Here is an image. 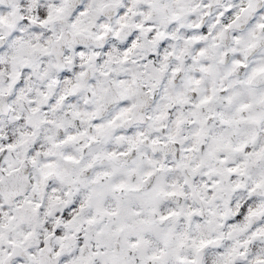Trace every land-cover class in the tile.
Returning a JSON list of instances; mask_svg holds the SVG:
<instances>
[{
	"label": "snow or ice",
	"instance_id": "snow-or-ice-1",
	"mask_svg": "<svg viewBox=\"0 0 264 264\" xmlns=\"http://www.w3.org/2000/svg\"><path fill=\"white\" fill-rule=\"evenodd\" d=\"M0 264H264V0H0Z\"/></svg>",
	"mask_w": 264,
	"mask_h": 264
}]
</instances>
